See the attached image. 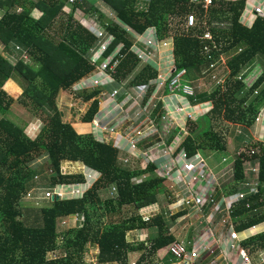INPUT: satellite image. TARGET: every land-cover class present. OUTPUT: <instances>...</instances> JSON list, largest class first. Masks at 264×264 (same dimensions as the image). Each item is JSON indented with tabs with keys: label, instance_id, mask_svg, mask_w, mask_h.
Instances as JSON below:
<instances>
[{
	"label": "trees",
	"instance_id": "obj_1",
	"mask_svg": "<svg viewBox=\"0 0 264 264\" xmlns=\"http://www.w3.org/2000/svg\"><path fill=\"white\" fill-rule=\"evenodd\" d=\"M101 1L133 31L143 33L150 26H155L160 39L172 38L176 66L188 70L189 80L195 76L191 71L198 75L200 68H208L220 54L242 49L229 58L227 69L230 68L231 74L224 89L199 93L190 98L193 102L211 100L213 106L209 113L187 120L190 128L175 146V151L183 147L188 155H193L198 148H223L221 135L213 131L210 124V113L213 116L223 115L232 122L248 119L247 123L251 124L255 121L264 100V89L249 104L247 101L264 81V71L256 72L250 81L243 80V77L238 79V76L245 67H255L256 59H264V16L258 15L250 26L244 24L241 18L246 7L245 0H211L207 10L191 4L190 0ZM33 10L40 13L39 17L31 14ZM85 11L77 0L66 5L64 0H0V43L6 52L16 57V61L11 63L0 53V264H83L80 258L87 242L97 245V258L101 264H129V254L136 251L142 253L135 264L168 261L166 250L169 251L174 238L165 220L161 215H155L145 222L138 214V209L154 203L157 195L164 191L160 178L138 180L141 175L154 170L153 162L138 166L124 164L118 159V147L110 141L96 139L89 130L77 131L70 122L63 120L57 104L60 90L71 88L95 66L89 56L90 49L97 45V39L79 22L84 13H96L99 27L114 36L105 55L117 43L122 44V57L114 72L117 82L124 81L139 66L137 56L129 50L132 42L118 22L113 19L103 21L105 14L96 5H91L90 12ZM190 12L197 16L196 21L199 19L193 25L186 23ZM204 20L208 24L211 20L228 22V28H210L221 50H213L209 54L202 51L209 42L201 38ZM24 54L29 56L27 61L21 57ZM135 74L127 85L147 84L155 79L157 72L150 64H144ZM8 79H14L22 89L17 102L28 108L34 117L43 120L44 125L34 137L7 116L15 101L3 88ZM246 85V94L237 96ZM101 89L94 87L75 94L83 102L91 101L82 116L83 122H91L97 114V96ZM160 116L162 113L157 115L156 120ZM158 139L157 134L151 135L142 139L139 146L146 147ZM245 154L237 156L233 163L234 175L228 184L235 191L245 181L242 158ZM41 156H46V159L42 174H39L41 170L33 162ZM247 157L255 159L256 155L247 154ZM65 160L80 161L99 173L100 177L79 198L54 199L44 202V205H36L29 200L31 206L25 205L24 201L28 200L25 195L31 189L84 180L80 173L63 174L62 162ZM260 164L261 185L264 183V154L260 157ZM39 177L41 180H37ZM102 191L111 195L103 202L107 211L104 226L99 218L92 220L89 215V203L97 198L99 200L98 195ZM263 191L260 188L253 196L255 207L259 206ZM210 204L205 203L204 207ZM126 205L135 208L131 216L122 212ZM236 211L237 217L244 219L237 226L239 231L264 221V212L248 210L244 205ZM73 214L82 215L84 219L79 228L68 230L67 255L48 260L47 253L58 248V237L65 236L58 233V221ZM154 226L157 235L148 242L149 246L146 242L135 244L126 240L127 231ZM72 232L76 233L71 235ZM243 242L251 251L264 247V232L252 235Z\"/></svg>",
	"mask_w": 264,
	"mask_h": 264
},
{
	"label": "rangeland",
	"instance_id": "obj_2",
	"mask_svg": "<svg viewBox=\"0 0 264 264\" xmlns=\"http://www.w3.org/2000/svg\"><path fill=\"white\" fill-rule=\"evenodd\" d=\"M78 2H81V5L83 7V10H91V5H96L98 7V9L100 11H102L105 14V17L103 19V21H106L107 19H113L112 21L118 22L119 26L121 28L125 27L124 24L122 22H120L116 15L115 12L112 11L109 7H107L101 0H77ZM245 0V4H246ZM66 2H69L68 0H66ZM70 3V2H69ZM204 10H207V8H204ZM85 11V12H87ZM248 10H246L243 13V16L241 18L244 19L246 21V23H252L253 17L252 15H250L249 13H247ZM90 12V11H89ZM33 16L35 17H39L40 13L33 10L31 13ZM86 15L85 17H80L79 18V22L85 27V28H89V29H94V28H98L99 27V19L98 16L96 15V13H84ZM197 17V16H196ZM245 17V18H244ZM247 17L249 20H247ZM199 19L197 18V21ZM196 21V23H197ZM204 30L206 29H210L211 27L218 29V28H228V22H215V21H210V23L208 24L206 20H204ZM250 25V24H249ZM203 30V31H204ZM172 40H170L171 43ZM172 46L171 50H167L164 49L162 52V54H164L163 59L161 60L158 59V63H157V67L155 69L158 70V68L160 69H164V70H168L171 69L173 67V59H175V45L173 48V43L170 44ZM169 48V46H168ZM170 49V48H169ZM174 49V50H173ZM242 49H233L231 50V52L229 54H225L224 55V61L222 62V65L220 67V69H217L213 74H208L205 77H202L201 73L199 72L198 75H196V73H194V71H191L195 76L192 77L193 80H190L191 85L193 86V91H194V95L199 94V93H213L216 92L218 88H223V83H225L227 80L229 79V76L231 74V70L230 68L227 69V64L229 61V58L232 57L234 54H236L238 51H241ZM89 52V50H88ZM0 53L4 55V57H6L11 63H14L16 61V57L13 56L12 53L6 52L3 49V45L0 43ZM24 60H28L29 56L27 54H24L23 56H21ZM176 62V61H175ZM162 63V64H161ZM255 63L257 64L255 67L252 68V71L250 73H248L250 71L251 68L249 67H245L242 70V75L241 77H243V80L246 81H250L251 77H253V75L256 72H260L262 73L264 71V59L259 58L257 60H255ZM254 66V65H252ZM166 67V68H165ZM226 70V71H225ZM97 71L98 68L95 66L89 73H87L85 76L81 77V79L76 82L71 88L69 89H61L63 90L65 93L61 94V92H59L58 97H57V104L59 107V104H61V106L59 107L62 111V116H63V120L65 122H70L72 124V126H74L76 128L77 131L79 132H85L86 130L84 129V125L85 122H83L82 116L84 115V113L86 112V110L88 109L90 102H83L82 100H80L79 98H77L75 96V94H82L83 91L85 90H91L92 88H94L93 86H95V84H93V80L95 79V77L97 76ZM225 71V72H224ZM247 74V75H245ZM260 75V74H259ZM134 74L131 76V79H133ZM215 77V79H214ZM124 82H127V80L125 79ZM221 84H217L220 83ZM249 83V82H247ZM15 84L17 85L15 87ZM95 87H100V86H95ZM3 88L7 91L8 94H10L14 99V103L11 105L9 112L7 114V116L15 121L16 123H18L19 125L23 126L25 128V132L29 135L34 137L37 133H39L41 127L44 125L43 120H41L40 118L34 117L32 112L22 106L19 102H17V98L18 96L21 94L22 89L19 87V85L14 81V79L11 80H7L6 83L4 84ZM105 88V87H104ZM153 88V87H152ZM264 89V81L262 82V84L255 89V93L250 97V99L247 101V103L249 104L252 100H254L255 96L260 92V90ZM60 90V91H61ZM104 90V89H103ZM108 90V89H107ZM166 91V90H164ZM248 91V86L246 85L245 87H243L241 89V91L238 92L237 96L239 97H243V95L246 94V92ZM168 92V91H166ZM169 94V92H168ZM173 97H175V99H173ZM99 98V97H98ZM180 99V95L178 96H173L172 93H170L169 96L164 97L162 99H159L158 95L155 94L153 91L150 92L149 97L147 99V101L145 103H142V99H141V111L138 113L137 116H139L141 118V125L146 124V122L149 121V118L152 119L153 122H155L157 115L159 113H162V116H160L159 122L161 121L162 124H160L159 126H156L158 128H162L163 134H168L169 133V129H170V125L171 124V120L172 121H176L180 128L179 131L183 132V135L181 137H179L180 139H183L184 136L187 135L188 133V129L190 128V123H187V120L190 118V115L195 117L196 115H202L204 113H209L211 107L213 106V103L211 102V100H207L204 103H197L196 105H194V108H190V106H185L187 104V102H183L184 99H180V102L183 106H184V110H175V107L179 106V101ZM125 100V99H124ZM123 100V101H124ZM190 101V99H188ZM99 101H102L101 104H99V108H104L105 110H113L112 107L113 105L110 103V101L108 100H104V98H99ZM264 101V100H263ZM161 103V105H158V103ZM121 103V102H119ZM122 104V103H121ZM119 104V105H121ZM102 105V106H101ZM107 105H110L108 108L106 107ZM124 108H126V112L127 113H131V114H127V116H119V117H124V120L118 122V124L115 125H119L122 123V128H127L130 129L132 126H134V124H136L138 122V119L134 118V113L136 111L139 110V108L137 106L134 107H126L123 106ZM125 110V109H124ZM258 112H264V108H262L261 106L259 107ZM123 113V112H120ZM161 115V114H160ZM211 119H210V124L212 126L213 131H215L218 135H221L222 139L225 137V139L227 140L228 145L231 147V150L233 149V138H230L229 140V136L233 137L235 136L234 133H232L231 131L233 130V128L227 126V123L224 120L223 115H218V116H213L211 115ZM192 119V118H190ZM117 120H119V118H117ZM157 121V120H156ZM255 122V121H254ZM259 123L255 125L251 126V129L253 128L254 134H251V138L250 140H248V142H242L241 144H243V148L244 151H246L247 148H249V145L254 142V135H256V139H258L256 142L264 145V120H259ZM156 123V122H155ZM164 123V124H163ZM82 125V126H81ZM165 125H167V127H165ZM169 125V126H168ZM82 127V128H81ZM255 127V128H254ZM94 130V126H92L89 131ZM93 133V132H92ZM263 141H262V140ZM199 140H201V138L199 137ZM162 142V141H159ZM235 144V143H234ZM241 150V149H240ZM126 150L121 148V151L119 152L118 155V159L120 161H122L124 164H131L132 166H138L140 165V159L136 158V160L134 161L133 159H123L126 153L129 152H125ZM212 152V151H211ZM218 153H223V151H215L213 153H210V158L207 160V165L209 166V170L208 172L210 173V176H204L201 177L203 174H198L199 177L195 176L194 178L188 179L186 180V178L184 176H182L181 172H176V175L174 177H172V179L174 180V178L177 180H179V182H177L175 180V182L177 184L172 186V189L170 188V185H165L168 188V194H164L163 197L165 200H173L176 199V201H178V199L180 198V196H183L186 193H188L187 189L193 190L190 186H192L194 183L196 182H200V181H204L205 185L207 186V190L208 192L205 193V195L202 197L203 198V204L206 201V198H213L214 202L209 205L204 207V205L196 207L195 208V212L192 211L189 215H187L186 218L187 219L184 223L185 225L182 227L177 228L180 231H186L188 228H190L189 226H192L193 223L191 222L190 225L188 226V222L192 219L193 221H195V219L193 218L194 216H196L197 218V222L196 225H200L201 223V219L203 218L204 215H206L208 213L207 218L210 219L212 216H216L218 213H220V207H217V202L215 203V199L211 194H217L218 192H220L221 189V180H222V175L224 174L221 169V167L223 166V159L218 158ZM225 153V152H224ZM238 152H235L232 157L226 156L227 158H231L230 159V163H229V167L234 163L233 160L236 157ZM131 154V153H130ZM225 155H228L225 153ZM203 156V155H202ZM205 159V156H203ZM260 157H257L255 159L253 158H248L246 157H242L243 160V164L245 166V171H246V178H247V183H251L252 185L256 186L255 184H257L258 182H260L259 180V174H260ZM46 159V156H41L39 158H36L33 162V165L35 164L37 166V169L41 170V172L39 174H42V165L44 163ZM66 161L62 162V167L65 170V174H70L73 172H80V166L81 162L77 161L76 164H66ZM169 165V161H168V157L166 156L165 159L162 162V167L168 166ZM161 167V172H164V170ZM255 167V169H254ZM84 169V167H83ZM222 171V172H221ZM230 174L233 173V169L231 171H229ZM89 180L91 183L92 181H95L96 176H93L90 174V172H86V176H89ZM220 176V177H218ZM192 177V176H190ZM231 177L233 178V176L231 175ZM41 177H39V179L37 180H41ZM141 178V177H140ZM167 178L166 180L168 181ZM221 179V180H220ZM141 180V179H138ZM232 180V179H231ZM169 181H172L171 179ZM183 183V184H182ZM93 185V183L89 186V188H91ZM86 193V192H85ZM198 194H200L198 192ZM100 198L99 200L95 199L94 202L91 201V203H89L90 207H89V215L92 217V220H96V218L100 219L103 226L106 225L105 223L107 222V216H106V210L104 209V200L107 199L108 197H110L111 195L108 193V191H102L99 193L98 195ZM34 201L32 199H28L25 200L24 203L25 205H30L31 203L28 201ZM44 205V203H42ZM175 206V207H174ZM172 207H168L170 209L173 210V214L184 211L185 209H187V205L181 204V205H175ZM190 206V205H189ZM188 206V207H189ZM203 210H204V215H203ZM122 212H124L126 215L131 216V214L135 213V208H132L131 206H124L122 209ZM159 211L152 209V210H148V209H138V214L141 216V218L143 217V219H147L145 222H149L150 219L152 218V216H155L156 213H158ZM124 214V216H125ZM184 215V214H183ZM83 216L82 215H77V214H73L67 217H63L58 221V233H64L65 236L62 237H58L57 239V244H58V248L56 250L53 251H49L47 253V258L48 260H57V258L62 257V256H66L67 255V251H68V247H67V238H68V230H75L74 228H79L81 226V223L83 221ZM69 222V223H68ZM169 225L170 223L167 222ZM166 223V224H167ZM167 224L168 230H170V226ZM195 225V224H194ZM193 227V226H192ZM191 227V228H192ZM156 230L155 226L152 227ZM196 228V226L194 227ZM140 229V228H139ZM157 231V230H156ZM76 232H72L71 235H74ZM132 235V233H131ZM129 234V236H127V240H129V242H133L135 244L140 243L141 241L139 240H134L133 236H131ZM135 241V242H134ZM147 245L149 246V243L146 242ZM71 250H73L74 248H70ZM141 251H136V252H132L131 256H129V264H135L138 261V258L141 255ZM98 247L95 243H91V242H87L84 245V250L81 254V262L83 264H101L98 262ZM174 264V263H173Z\"/></svg>",
	"mask_w": 264,
	"mask_h": 264
},
{
	"label": "built area",
	"instance_id": "obj_3",
	"mask_svg": "<svg viewBox=\"0 0 264 264\" xmlns=\"http://www.w3.org/2000/svg\"><path fill=\"white\" fill-rule=\"evenodd\" d=\"M68 1L70 3H74L76 0ZM190 2L194 5H200L202 8H207L211 4V0H190ZM245 8L246 10H248L247 13L252 15V22L258 15L264 16V0H247ZM195 21L196 16L192 12H190L187 15L186 19L187 25H193ZM90 30L93 31L98 40L97 45L90 49L89 56L90 61L98 68L97 76L93 80V84L102 88L97 98L101 97L104 98V100L112 102L113 109H122L125 104L130 103V105H132L133 107L137 106L139 108V110L134 113L136 117H139L137 115L141 111V99L142 103H145L149 97L150 92L152 91L158 95V93L166 90L169 93H172L174 96L180 95L188 99L195 96L193 86L191 85L190 80L187 77L188 70L186 68L178 69L175 59H173V67L169 69V71L161 74L158 73L155 79L150 80L147 84L145 83L127 85V83L124 81L117 82L114 79V72H116V67L122 57L121 42L117 43L115 47L105 55L108 47L114 41V36L110 33H107L102 28H94ZM125 31L132 36V44L129 50L134 52L137 58L142 63L156 64L155 57H157V59H163L164 57V54H162V51L164 50L163 48H168L169 46L170 49L168 48L167 50H171L172 46L170 44L172 43L174 48V41L172 38L163 40L159 39L158 32L155 26H150L141 34L134 32L126 26ZM201 38L209 41L204 45L202 49L204 53L209 54L210 51L221 50L220 45L216 44L214 35L212 34L210 29L204 30L201 34ZM170 40H172L171 43ZM223 58L224 54H220L218 60L211 62L208 68H201L200 73L202 77H205L208 74H213L217 70V68L222 65V62L224 61ZM241 75L242 73L238 76V79H241ZM217 84H221V82ZM223 87H225V83H223ZM101 102L102 101H99L98 104H101ZM119 102H121L122 104ZM178 103L179 106L175 107V110H184V106L180 102ZM105 118L106 117L101 116L99 113L94 116L91 121L92 126H94V130L92 131L93 135L96 139L112 142L116 147L120 149V151L122 148L126 150L125 152H129L125 154L123 159H132L133 156L135 158L134 161L136 160V158H138L140 159L141 163L147 164L150 162H154L157 158V156L154 155L153 151H162L161 155L164 157H168L169 165L165 167L157 165L156 169L154 170L156 174L164 177H171L170 171L173 170L171 169V167L176 166L174 174H176V172H181L182 176H184L186 180L194 178L195 176L199 177L198 174H203L201 177H204L206 175L209 176V174H207L208 172L206 171L205 159L198 151H196V153H194L193 155H188L187 151L183 147H180L177 150L176 155H172V151L174 152L175 149H170V146L163 143V141L160 143H158L159 141L153 142L146 147L139 146V142L142 139L150 137L156 130V125L151 118H149L150 125L147 126V128H122L124 129L122 133L120 132V124L114 125L109 121L108 124L104 122ZM259 120H264V112H258L255 121L258 122ZM103 132H110V135H104ZM256 141L252 142L249 145V148L246 149V151H244V149H242V151H239V154L246 153L250 156L256 155V158L264 154V145ZM170 163H172V166H170ZM81 165V171L73 173L82 174L84 177L83 181L69 184L57 183L53 187H37L35 189L29 190L25 195V198L32 199L34 200L33 202L36 205H40L44 202L48 203L50 201H53L54 199H71L83 196L84 193L87 192L88 189H90L89 186L100 177V174L95 172L91 169V167L82 162ZM161 167L164 172L160 171ZM62 172L63 174L66 173L63 167ZM86 172H90L91 175L96 176L94 182L92 181L91 183H89L90 175L86 176ZM255 185L257 186L258 184ZM187 191L188 193L185 192L183 196H180L178 201L174 199L175 205L184 204L187 205L188 208L189 205V207H199L204 205L205 203L214 202L213 198L209 197L206 198V200L209 201H206L203 204V198L200 194H197L190 189H187ZM245 196L246 193L241 192L237 196H231L230 200L224 198V200H226L227 202L228 212L231 213L233 208L235 207V203L233 200L237 198H244ZM143 220H148V217L146 220ZM230 237L231 241L229 242V247L236 249L243 257L245 263L253 264L256 255L254 253H251L243 245L242 239L239 237V232L231 229ZM169 250V252L174 256V264H197L201 255V251L199 250V248L195 246H191L190 248H188L187 244H185L183 240H178L172 243V245L169 247ZM260 256L261 261L264 262V255L261 254Z\"/></svg>",
	"mask_w": 264,
	"mask_h": 264
},
{
	"label": "crops",
	"instance_id": "obj_4",
	"mask_svg": "<svg viewBox=\"0 0 264 264\" xmlns=\"http://www.w3.org/2000/svg\"><path fill=\"white\" fill-rule=\"evenodd\" d=\"M83 17L86 18V15L83 14ZM247 20H249L248 17H247ZM242 22L248 26L251 25L250 23H246V21L244 19H242ZM127 28H130V27H127ZM123 29H124V32L126 34V37L131 40L132 36L125 31V27ZM134 32H136V31H134ZM139 34H141V33H139ZM160 40H163V39H160ZM131 42H132V40H131ZM163 49H166V48H163ZM161 60H164V59H161ZM155 61H156V64L149 63L153 68L157 67V63H158L157 57H155ZM144 64H148V63H142L139 60V66L136 69V72L139 69V67H141ZM253 67L254 66L249 67L251 69L248 73H250L252 71ZM155 70H156L157 74L158 73L159 74L165 73L168 71L167 69L164 70V69H160V68H158V70L157 69H155ZM200 70H201V68H200ZM136 72L125 77V79L127 80L126 83H129L130 80H132L131 76L133 74L135 76ZM245 75H247V74H245ZM9 80H11V79H9ZM16 86L17 85L15 84V87ZM60 92H61L60 95L65 93L63 90H61ZM169 95H170V93L168 94V92H166V91H162L161 93H158L159 99H162V98L167 97ZM173 99H175V97H173ZM180 99H184L183 102H187V104L185 106H190V108H192V109L194 108V105H196L197 103L201 104V103L205 102V101L204 102H193V100H191V99L189 101L188 98H186L184 96H180ZM180 99L178 102H182V101H180ZM110 103L112 104V102H110ZM60 106H61V104H59V107ZM109 106L110 105H107L106 107L108 108ZM130 106L133 107L132 105H130V103L126 104L127 108H129ZM261 107L264 108V101L262 102ZM112 109H113V107H112ZM126 111L127 110L124 107L122 109H113L110 111L105 110L104 108H99L97 114L99 113L101 116L106 117L104 119V122H106L108 124L110 122L111 124L115 125V124H118V122L124 120V117H119V116H123V115L127 116V114H131V113H127ZM120 112H123V113H120ZM200 116H202V115H196L195 117L190 115V118H192V120H195ZM117 118H119V120H117ZM134 118L138 119V122L136 124H134V126H132L131 128H135V127L147 128V126L150 125L149 121L146 122V124L141 125V118L136 117L135 115H134ZM159 120H161V119H159ZM159 120H157V121L155 120L156 123L154 122L157 126L162 124V122L161 121L159 122ZM224 120L227 123V126L233 128V130L231 132L235 134V136H233V137L229 136V140H230V138H233L232 141H234L233 147H232L233 149L231 150V147L228 145L227 140L224 137L222 139V143L224 145L223 148H217V149H215V148H209V149L198 148L196 150V151L200 152V154L205 156L206 171L207 172L209 170V166L207 165V160L210 158V153H213L215 151H223V153H218V155H220V156H218V158L223 159V161H221V162H223V166L220 169L224 173L222 175V180L220 179L221 180V182H220L221 189H220V192H218L216 195L211 194L215 199V203L217 202V207H220V210H218V211H220V213H218L216 216H212L210 219H208L207 218L208 213L206 215H204V210H203L204 216L201 219L200 225H196L197 218H196V216H194L193 218L195 219V221H193L191 219L188 222V226L192 222L193 227L189 226L190 228H188L186 231L178 230L177 228H179V227H181V229H182V227L185 225L184 222L187 219H189V218H186L187 215H189L192 211L195 212L196 207H194V206L188 207L184 211H181V212H178L175 214H173L174 212L172 209L168 208V207L174 206V204H175L174 200H170V199L165 200L163 195L168 194V188L165 185L169 184L170 188L172 189V186L177 184L175 182V180L177 182H179V180H177V178L176 179L174 178V180L172 179V177H174L176 175V174H174L176 166L171 167V169H173L172 171H170L171 177L160 176V175L153 173V172L143 174L140 176L141 178L139 177V179H141V180H146L148 178H160V179H162V184L164 185V191L160 192L157 195L156 201L154 203L147 205V206L143 207L142 209H148V210L155 209V210L159 211L158 213H160V214L156 213V215H161V217L163 218V220H165L166 223L167 222L170 223V225L168 223L167 224L170 226L169 233L173 236L174 241L183 240V242L185 244H187L188 248H190L191 246H195V247L199 248V250L201 251V255L199 257L197 264H247L244 262L243 257L239 254V252L236 249L229 247V242L231 241L230 230L234 229V230L239 232V237L242 239L243 245H244L243 241L245 239L249 238L252 235L264 232V221L258 225L248 227L243 231H239L237 229V226L239 225V223L244 220V219L241 220L236 215V212H237L236 209H238L239 206L244 205L245 208H247L248 210L253 209L255 212L256 211H259V213L264 212V193L259 200V201H261L259 206L255 207L256 202L253 199V196H255L258 193L260 188L264 189V183L260 185V182H258L257 183L258 185L254 186L251 183L246 182L247 178L245 175V181L243 183H241L240 188L235 191V189H233L232 185L228 184L229 182L232 181L231 175L233 176L234 173H232V174L229 173V171H231L233 169V164L229 167V163L231 162L230 161L231 158L226 157V156H229V157L234 156L233 154L235 152H238L236 157L240 155L239 151H242V148H243L242 147L243 144H241V143L242 142H248V140H250L251 134L252 135L254 134L253 128L251 129V126L254 125V123H255V125L258 124L259 122L253 121V123L249 124V123H247L248 119L243 120V121H239V122H232V121H229L225 118H224ZM169 125H170V129H169L168 134H166V135L163 134L164 130L161 127L158 128L157 126H155L156 130L154 131V134H157L159 137V139L157 141H163V143L168 144L170 146V149H174L175 146L177 145V143L181 140L179 137H181L183 135V132L179 131L180 126L176 121L171 120V124H169ZM91 127H92L91 122L85 123V125H84L85 130H89ZM165 127H167V125H165ZM120 128H121L120 132L122 133L124 130V129H122V123L120 124ZM125 129H127V128H125ZM109 133L103 132V134L107 135V136L110 135ZM154 134H152V135H154ZM254 137H255V139H254V142H255L257 140L256 135H254ZM158 143H160V142H158ZM153 152H154V155L157 156V158L153 162V164L155 166H157V165L162 166V162L165 159V157L161 155L162 151H153ZM176 152L177 151H174V152L172 151V155H176ZM224 152L228 155H225ZM245 155L247 157V154H245ZM236 157L234 158V160L236 159ZM132 159L134 160L135 158L132 156ZM234 160H233V162H234ZM65 161H66L65 162L66 164H76V162H77L76 160H65ZM208 161L210 163V160H208ZM170 164H171L170 166H172V163H170ZM260 166H261V164H260ZM254 169H255V167H254ZM207 174H209V176H210L209 172ZM245 174H246V171H245ZM218 177H220V176H218ZM167 178H170L172 181H169L170 179H168V181H167L166 180ZM204 183H205L204 181L196 182L190 187L193 189V191L195 193L198 194V192H199L200 195L203 197L205 195V193L208 192V190H207L208 188H207V186H204L205 185ZM231 189H233V190H232V192L229 193V191ZM241 192L246 193V196L244 198H237V199L233 200L235 203V207L233 208L232 212L229 213L227 210V202H226V200H224V198L230 200L231 196H237ZM195 226H196V228H194ZM131 233H132V235H131ZM129 234L131 236H133L134 240L137 239L141 242H149L150 240L156 238L157 231L152 227H141L140 229L138 228V229L130 230V231L126 232V240H127V236H129ZM127 241H129V240H127ZM244 246L249 250V248L246 245H244ZM166 251H167L168 261L165 263H162L160 260H157L156 261L157 264H173L174 256L172 254H170V252L168 250H166ZM249 251L256 255L255 260L253 261V264H264V262L261 261V256H260L261 254L264 255V247H260V248H257L255 250H252V251L249 250ZM160 255H162V252H160ZM129 256H131V254H129Z\"/></svg>",
	"mask_w": 264,
	"mask_h": 264
},
{
	"label": "clouds",
	"instance_id": "obj_5",
	"mask_svg": "<svg viewBox=\"0 0 264 264\" xmlns=\"http://www.w3.org/2000/svg\"><path fill=\"white\" fill-rule=\"evenodd\" d=\"M65 1V5L67 4V2H66V0H64ZM245 11V10H244ZM98 28H100V27H98ZM103 29V28H102ZM90 30V29H89ZM92 33H93V31L92 30H90ZM212 32V31H211ZM94 34V33H93ZM213 34V33H212ZM94 36H95V34H94ZM96 37V36H95ZM215 37V36H214ZM97 39V38H96ZM97 42H98V40H97ZM156 169V166L154 167V170ZM154 170L152 171L153 173H155L154 172ZM139 179V178H138ZM174 200V199H173ZM176 241H178V240H176ZM175 242V241H174ZM173 242V243H174ZM172 245V244H171ZM170 251V250H169ZM171 254V253H170Z\"/></svg>",
	"mask_w": 264,
	"mask_h": 264
}]
</instances>
